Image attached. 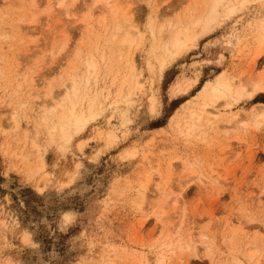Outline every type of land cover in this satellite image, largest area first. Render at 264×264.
<instances>
[{"label":"rangeland","instance_id":"1","mask_svg":"<svg viewBox=\"0 0 264 264\" xmlns=\"http://www.w3.org/2000/svg\"><path fill=\"white\" fill-rule=\"evenodd\" d=\"M58 1L37 0L43 5L35 8L33 0H0V264H157L162 256V264H264V124L248 121L264 93L221 109L212 126L190 136L173 125L198 107L206 84L264 74V53L252 34L264 9L249 4L209 32L196 30L197 41L160 73L158 63L150 72L147 45L136 55L144 89L130 96L119 80L113 83L122 66H110L109 22L99 23L104 4L67 0L75 8L68 18ZM141 1L129 4L142 25L154 18L153 6L171 12V20L203 10L194 0ZM87 54L108 59H97L96 80L59 108L63 120L76 105L88 118L61 149L35 116L53 90L79 81L71 65L83 69ZM235 115L244 122L227 123ZM39 157L45 169L36 173ZM69 214L72 223L64 225ZM170 235L175 250L163 253Z\"/></svg>","mask_w":264,"mask_h":264},{"label":"bare ground","instance_id":"2","mask_svg":"<svg viewBox=\"0 0 264 264\" xmlns=\"http://www.w3.org/2000/svg\"><path fill=\"white\" fill-rule=\"evenodd\" d=\"M66 1L67 0H59L57 3H53V4H56L58 6H60L61 4L65 5V7H63V8H65L64 13H66L68 15V18H69V16H72V14L74 13L75 8H73V7L69 8ZM130 1L132 2V0H98V2H102L104 4V7H103L104 13L102 12L103 15H101V17L99 16L100 17V19L98 18L100 21L99 23L103 24V28H104V23L106 24V22H109L108 23L109 28L107 27V25L105 27L108 28L106 44H108L109 50H110L109 51L110 54L108 55L110 66H112L111 64L116 63V62L120 63L122 66V68L120 70L118 69V72L114 76L113 83H115V81L119 80L121 83L120 91H122L125 88H128V91H130V93L128 95H130V96H131L132 91H138V90L140 91V90H142V88L144 89L143 83L141 81L142 73H141L139 66L137 64V61L139 60V58H138V60H136V57H138L136 55H137V53L140 54V52H142L143 49L147 45H148V51H147L148 60L146 61V63L150 69V72L155 74V69H156L157 63H158L159 64L158 68H159V73H160V70L162 69V67L167 62H169L171 59H174V58H177L178 56H180L186 49H188L193 43H195L197 41V37L194 36V33L196 30L198 31V29H202V31L204 33L209 32L210 28L213 25H218V24L222 23L223 20L230 17L232 14L234 15V13L237 10H239V8H241L243 6H248L249 4H257L261 8L264 9V3H262L261 0H194V2H195V3L193 2L194 4L200 5L203 7L202 13L200 12V14H192L193 13L192 12L193 10H192L191 14L187 13V15H185V16H182V17L177 16V17H174V20H171L170 18H168L169 17L168 14H172L171 12H169L168 14H165L163 12L164 14H162V13H160L161 11L159 12L158 6L157 7L153 6V7H151V10H152L151 12L153 13L154 18L153 17L150 18V14H149L148 18H150V19L147 18V23L145 25H142V24L138 23V21L136 20L137 17L135 18V14L137 12L133 13L134 9L131 8L133 6H131L129 4ZM143 1H145V0H143ZM143 1H141V2H143ZM188 1H190V0H183L184 3H187ZM180 2H182V0ZM191 2H192V0H191ZM39 3L40 2L37 3V0H33V2H32L33 7L35 6V8H38V5H41L43 2H41L40 4ZM36 4H38V5H36ZM88 4H89V2H88ZM50 6H51V4H50ZM189 7H190V5H189ZM92 8H94V7L92 6ZM156 8H158V9H156ZM196 11H197V8H196ZM188 12H190V10H188ZM61 13L64 14L63 12H61ZM61 13H59V14H61ZM85 18L87 19L88 22H90L91 20H93V14H91V15L89 14ZM98 27H99V25H98ZM107 28H106V30H107ZM65 30H67V29H65ZM83 31H84V29H83ZM30 32H31V30H30ZM252 34L255 35V40H256V43L258 45L259 53H264V15L259 19V21L253 27ZM89 41H91L90 38H89ZM67 42H68V40L65 42V44L63 43L64 46L62 47V50L66 48ZM78 48L81 49L80 47H78ZM96 48H97V46H96ZM77 51L80 52V50H77ZM77 51L75 50V53L78 56L79 53ZM81 52H82V50H81ZM97 52H98V50H97ZM101 53H102V51H101ZM89 55H91V54H89ZM68 56H70V55H68ZM87 56H88V54H87ZM94 56H88V58L85 57V59L86 58L87 59L85 61H83V67L84 68L81 70H76L75 65L74 66H72L73 64L71 65V70H72L71 72H73V73L76 72L75 74L77 76H79V78H80L79 81L76 78H72V77H71L72 78V80H71V78L68 76L69 79L71 80L70 85H69V83L66 84V87L64 89H62L63 92L60 91L62 93L59 92L56 95L54 93L55 92L57 93V91L54 92V90H53L52 93L49 94L50 98L49 97L46 98V99H50V100H48V103L44 107H42V109L41 108H40V110L38 109L39 110L38 115L35 116L37 119V122L35 120V124L37 123V125L39 127V128L38 127L37 128L38 129H40V128L45 129V131L48 134L47 136H49L46 138H48L51 143H54L56 141L57 137L59 138L58 140L63 142L60 145V147H59L58 142H56L58 147L61 149H64L65 148L64 146H67L72 141L73 135L70 133V131L73 128H75V132L79 133L80 130H82L88 122V118L85 115L86 113L83 115L80 114L79 113L80 111L79 112L77 111V108H76L77 105L76 104H75L76 106H73V108L71 107L72 111L70 110L71 113H70V116L68 117V120H63L59 116L58 110H59V108H61V109L65 108V103L67 101L69 102V105L73 104L75 99H77L81 95L80 93L82 92L84 87L89 86L93 79L96 80L95 78L97 77L96 75H97V72L99 70V61L97 59H99V57H97V59H96V57H94ZM100 56L102 57V58H100L102 60L108 59L106 57V55H100ZM255 61H258V60L255 59L254 63H255ZM154 62H156V64ZM56 63H57V61H56ZM79 67L80 66H78V68ZM116 67H118V65ZM156 71H158V70H156ZM65 73L67 75H69L67 72H65ZM67 80H68V78H67ZM191 87H192V85H191ZM179 90H181V89L179 88ZM258 93H262V94L264 93V74H262L261 76H259L256 79L246 80L243 83H239L235 80H229V79H223V78L220 79L219 81H217L216 83H208L204 86L202 93L199 97L201 101H200V103H198V107L194 110H191L190 113L188 112L189 115L186 119H184L183 121L176 120L173 125L175 126V128L178 130V132L180 134H183L184 136H190L191 133L193 134V132L195 130L201 129V127H203V126L204 127L207 125L212 126V124H214V122L217 120L216 118L221 117V114H222L221 109L231 108V107H233V105H235L239 101L243 100L244 98H249V99L253 98ZM91 105L89 108H91V110H92ZM77 107H79V106H77ZM64 111H65V109H64ZM172 121H174V120H172ZM226 121H227V123H229L232 126H234L238 123L244 122V121L240 120L239 115L238 116L237 115L232 116L230 118V120L228 119ZM248 121L250 124H252L256 127H260L261 125L264 124V104H260L257 107L256 112L250 118H248ZM245 122H246L245 124H247V121H245ZM5 129H4V131H5ZM109 136L111 137L112 135H109ZM25 139H23V143H21L22 147L27 142ZM20 141L21 140L18 141V144H20ZM33 142H34V140H33ZM35 143H33V145H32L34 149H32V148L31 149L34 152H35V150L38 152V150H40V149L38 148V150H37ZM133 151L137 152L136 150H133ZM129 156H133V154L132 155L129 154ZM39 159H37L39 161H37L38 163L35 165V170H36L35 172L36 173H37V169L39 171H42L43 167H44V160L41 157H39ZM37 166H38V168H36ZM44 169H45V167H44ZM187 170H189V169H187ZM190 170H192V169H190ZM47 176H48V174H47ZM149 178H150V176H149ZM42 179L43 178H41L40 181L42 182V184H44L45 178L43 180ZM148 182H146L145 185H143V187H142L143 190L148 189V184H149ZM159 186L160 185H158V187ZM42 189L43 188H41V190ZM162 193H163V191H162ZM166 197H167V195H166ZM165 206H166V204H165ZM171 237H172L171 235L168 236L166 238V240L164 241L163 250H162L163 253L167 250H175V249H173V248H175V244L172 242ZM167 240L168 241L171 240V242L169 243ZM28 242H29V240H28ZM176 243L180 244L182 247L181 240H178V242H176ZM160 254H162V253H160ZM256 254H257L256 250L250 251L248 260L253 261V259L256 257ZM157 259H158V260H156L157 264L164 263V257L163 256L161 258H157ZM148 262L149 261H147L145 264H148ZM236 264H241V263H238L236 261ZM257 264H260V262L258 261Z\"/></svg>","mask_w":264,"mask_h":264},{"label":"snow or ice","instance_id":"3","mask_svg":"<svg viewBox=\"0 0 264 264\" xmlns=\"http://www.w3.org/2000/svg\"><path fill=\"white\" fill-rule=\"evenodd\" d=\"M261 2L264 3V0H261ZM59 7L63 8V7H65V5L61 4ZM72 220H73V218H72V216L70 214L69 215H65L63 217V224L64 225H71ZM25 239H26V242H27L28 238L26 237Z\"/></svg>","mask_w":264,"mask_h":264}]
</instances>
